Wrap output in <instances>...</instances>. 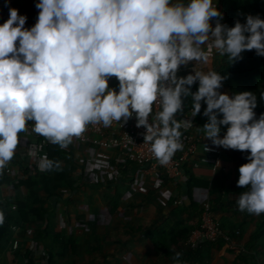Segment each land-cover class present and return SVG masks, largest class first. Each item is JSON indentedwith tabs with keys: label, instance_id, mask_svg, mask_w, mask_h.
<instances>
[{
	"label": "clouds",
	"instance_id": "obj_1",
	"mask_svg": "<svg viewBox=\"0 0 264 264\" xmlns=\"http://www.w3.org/2000/svg\"><path fill=\"white\" fill-rule=\"evenodd\" d=\"M217 0H37L36 23L9 8L0 24V175L15 155L28 121L51 143L67 147L89 124L126 122L135 113L144 141L161 163L183 148L181 123L191 95L195 115L206 104L202 127L213 145L247 151L239 166L240 211L264 213V113L257 118L252 91L221 93L225 76L196 71L178 76L181 65L206 63L213 49L241 59L245 50L264 56V19L248 15L233 27ZM211 41V43H209ZM207 45L208 50H204ZM119 90L109 87V77ZM198 81V90L191 86ZM159 101L155 121L149 116ZM226 126L223 136L222 128ZM219 164V162H218ZM42 167L59 168L45 159ZM5 213L0 210V225ZM182 253L173 259L181 264Z\"/></svg>",
	"mask_w": 264,
	"mask_h": 264
},
{
	"label": "trees",
	"instance_id": "obj_2",
	"mask_svg": "<svg viewBox=\"0 0 264 264\" xmlns=\"http://www.w3.org/2000/svg\"><path fill=\"white\" fill-rule=\"evenodd\" d=\"M21 1L27 9L34 7V3L30 0ZM223 5L224 24L229 27H233L236 21L245 22L246 17L250 14L264 18V0H232L231 4L223 0ZM241 56V59L232 61L228 55H222L219 63L213 65L211 71L214 70L226 77L222 88H225L230 96L242 91H252L258 99V107L254 109L258 118L261 113H264V56L257 55L255 49L245 50ZM260 83V88L256 90L255 87ZM191 89L198 90V81L191 86ZM184 105L194 109V101L191 95L185 98ZM201 105V110L204 111L206 106L203 107V101H201ZM230 152L231 158L237 166L248 162L245 158L248 154L247 151L241 152L231 149ZM178 154L179 152L174 155ZM47 159L59 162V164L60 161L71 163H67L66 167H62L60 164L59 168L44 169L43 172H39L34 165L21 163L20 166L24 168L25 177L19 179L14 184V188L20 185L24 186L25 195H22L21 199L13 200L16 207L15 214L7 209L6 205L0 204V210L5 213V221L0 225V245L2 241L8 242L9 226L12 223L18 225L20 235H27L28 229L31 228L32 232L29 234L33 239L39 241L45 238L49 234L48 224L42 230L36 228L38 220L47 213V209L44 207L45 199L40 196L39 192H44L46 197H60L64 190H71L76 187V178L72 174L75 166L72 164L74 159L70 144L67 147H60L58 144L50 142L47 146ZM124 164H131V162L126 161ZM158 174L163 182L170 181L163 172ZM192 179L189 175L187 192L185 197H182L180 205L174 203L180 197V189L176 186L177 194L170 197L168 201L170 208L167 216L160 219V223L152 229L148 236L154 246L155 253L168 256L171 259V264H176L173 257L177 252L182 253L179 258L181 264H208L212 246L225 245V241L222 239L216 242L205 241L195 246L187 244L191 232L200 227L204 212L203 206L196 205L191 198L192 185L190 182ZM3 180L6 179L0 175V182ZM86 181L89 182L88 179ZM246 190L239 186L237 190L232 191L231 197L226 199H224L222 192L214 193L212 196V191H210L208 210L213 222L223 234L240 247L238 251L229 246L227 249L241 253L239 256L245 263L264 264V213L256 215L239 210L238 198ZM106 198L109 213L112 214L119 202V197L114 194ZM184 214H189V221L184 218ZM245 231L248 233L243 241L240 235ZM51 236L52 244L57 246L59 251H47V259L44 264H54L55 257H75L78 254V245L72 236L65 237L63 233L59 232H54ZM24 257L28 258V255L25 254ZM26 260V264H32L30 259ZM73 260V264H76L75 259Z\"/></svg>",
	"mask_w": 264,
	"mask_h": 264
},
{
	"label": "crops",
	"instance_id": "obj_3",
	"mask_svg": "<svg viewBox=\"0 0 264 264\" xmlns=\"http://www.w3.org/2000/svg\"><path fill=\"white\" fill-rule=\"evenodd\" d=\"M30 1L34 3V7L27 9L22 4L21 0H0V24H2L9 18V8H16L19 10V14L25 15L27 17L25 27L31 28L36 23L38 12L40 10L35 7L37 0ZM216 7L222 12L220 0H217ZM214 26L215 25H213V27ZM204 50H208L207 45L204 46ZM206 65L207 62L201 63L193 60L190 61L187 65H181L178 72L182 76H186L190 73L194 74V69L196 71L207 72L209 68H205ZM109 87L114 88L117 91L119 90V83L116 81L115 76L109 77ZM191 91L195 92V90L192 89ZM223 93H227V90L225 89ZM203 104V107H205L206 104L204 102ZM206 122L197 121L194 127L191 129V132L192 134L202 136V140L204 143L213 144L210 138L205 137L206 133L202 128ZM19 135L20 138L15 155L9 162V165L14 171H17L20 168L21 163L27 160L26 146L28 142L31 141L32 138L40 136L41 134H38L34 131L33 125L31 128L26 127V130L22 131ZM70 145L72 147L74 159V162L72 164H74L75 169L77 168L80 170V173H76L75 170L72 173L76 178L77 184L76 187L71 190H64L63 194L60 197H46L44 192H39L40 196L45 199L44 205L47 202H50L52 204V208L49 210L47 209L48 218L51 219V216L55 215L54 213L58 209L60 210V212H62L67 205L70 206L71 211L74 210V213L70 214L77 218V216L83 212L81 211V209H84V207H79L81 202L78 203L77 200L80 201L83 193H92L94 192V189H98L99 187L100 190H106L104 198L107 212L110 216L116 215L118 209L120 210L121 205H124L126 207L130 206L132 208H139L141 210H145L144 219L147 221H149L148 219L151 220L149 226L153 225L152 229H154L158 225L157 222L160 221L161 218L167 216L170 208L168 205V201L170 197L177 194L176 186H174L170 181L165 183L161 180V177L158 173L144 172L132 163H122L120 160V154L115 148H100L88 143L78 142L76 138L73 139ZM221 149L222 158L224 160H232L230 154L231 149H225L223 147H221ZM195 161L196 160L193 156L188 158L186 163V172L187 183L189 175H191V177L193 178L190 182V184L192 185L191 198L193 202L196 203V205L199 204L203 206L204 203H208V200L210 199V191H212V196L214 193L222 192V194L224 195V199H226L231 197L232 191L239 188L237 181L239 178L238 169L240 165L237 166L236 174L234 177H232L229 175L225 176L220 170H218L217 172L212 171L211 165H209L208 163L200 162L198 163V165H195ZM67 163L71 162L60 161L62 167H66ZM103 177H106L107 179H103ZM87 179L89 182L86 181ZM114 194L118 195L119 202L115 208L114 213L110 214L106 197L113 196ZM22 195H25L24 186L20 185L17 188H14L13 186V188H11L6 184L5 180L0 182V204L6 205L7 209H9L14 214L15 210H11V205H14L13 200L21 199ZM73 197L75 198L76 203L75 205H70ZM90 197V199L94 198L92 195ZM189 214L183 215L187 221H189ZM47 224L48 227L51 226L50 223ZM143 229L142 227H138L137 232L148 238L147 231L151 232L152 229ZM54 232L63 233L61 231ZM47 236L49 235H46V237ZM64 236L73 237L72 234ZM73 239L75 240L74 237ZM3 242L4 241H2L1 243L3 244ZM90 248L94 250V246H90ZM75 256H79V245L78 254ZM73 261L74 260H71L70 264H73ZM54 262V264L57 263V261Z\"/></svg>",
	"mask_w": 264,
	"mask_h": 264
},
{
	"label": "built area",
	"instance_id": "obj_4",
	"mask_svg": "<svg viewBox=\"0 0 264 264\" xmlns=\"http://www.w3.org/2000/svg\"><path fill=\"white\" fill-rule=\"evenodd\" d=\"M212 70V66L209 67L208 71ZM178 76H182L179 72ZM116 78V77H115ZM116 81L119 83L118 79ZM225 89L220 88L221 93ZM161 110L159 101L154 103L153 111L149 116V122L155 121L156 114ZM203 110L195 115L193 108H187L183 106V111L176 114V120L181 123L182 132L181 143L183 148L178 150V155L173 157L167 163H161L160 160L155 156L151 149L150 142L144 141V135L146 129L143 126L137 127V121L135 113L126 122L113 121L108 127H105L102 123L100 124H89L86 131L79 137H76L78 142L88 143L100 148L109 149L115 148L120 154V160L122 163L130 161L144 172L160 173L163 172L174 186H178L180 189L181 197L186 195L187 192V172L186 163L189 157H194L195 165L200 162L208 163L211 165L212 171L217 172L218 170L226 176L234 177L237 170V165L232 160H224L221 156V146L204 143L202 136L192 134L191 129L194 127L197 121L206 122V116L203 115ZM34 121H28L27 128H31ZM50 141L43 135L34 137L28 142L26 146V158L24 165H34L39 172H43L44 168L42 164L47 159V146ZM219 162V164H218ZM76 173H80L79 169H75ZM6 184L13 188L14 184L19 179L25 177L24 168L20 166L17 171H14L9 165V162L5 166L3 171ZM181 197L175 200V204L180 205L182 200ZM44 207L51 209L52 204L47 202ZM11 210H15V205H11ZM204 212L202 214V221L199 228L194 229L188 240L189 245H198L202 242H216L219 239L225 241V246L238 251L240 247L232 241L228 236L224 235L221 229L213 222L210 213L208 203L203 204ZM48 223V212L45 213L37 222L36 228L42 230ZM8 242L10 248L13 251H18L20 245L19 228L16 224L12 223L9 226ZM36 239L32 241L31 246L36 249H42L40 245H37ZM28 251V250H27ZM29 253L34 255V250L29 248L27 252L28 258ZM46 254V252H44ZM47 255V254H46Z\"/></svg>",
	"mask_w": 264,
	"mask_h": 264
},
{
	"label": "rangeland",
	"instance_id": "obj_5",
	"mask_svg": "<svg viewBox=\"0 0 264 264\" xmlns=\"http://www.w3.org/2000/svg\"><path fill=\"white\" fill-rule=\"evenodd\" d=\"M231 1L225 0L228 4H231ZM220 2L222 18L219 19L224 24L223 0H220ZM250 15L255 16L256 14ZM216 20L217 18L212 19V25H215ZM221 56L219 51L217 54V51L213 49L205 68L219 63ZM260 85L261 83L257 84L255 89L258 90ZM221 128V135H223L226 126ZM99 188L94 189L92 193H83L80 201L76 199L78 203L81 202L79 207H84V209H81L83 212H79L77 218L70 214L74 213V210L71 211L68 205L62 212L58 209L55 211V215L51 216V219L48 218V223L51 225L48 227L49 236L36 241L42 249H38L37 246L35 249L31 246L32 241H34L29 234L32 232L31 228L28 229L27 235L19 234L20 245L18 251H13L7 241L1 243L0 264H26V259H30L32 264H44L47 259L44 252L59 251V248L53 245L51 241V234L54 231H61L64 235L72 234L77 245H79V256L55 257L56 264H70L73 259L77 261V264H171V259L168 256L156 254L151 241L137 232L138 227L144 228L143 230H149L153 227V225L149 226L150 219H148L149 221L144 219L145 210L121 205L117 214L110 216L104 198L106 190H100ZM91 195L94 198L90 199ZM71 201L70 205H75L74 197ZM157 223H160V221ZM247 233L248 231L242 232V235H240L242 239H246ZM150 234L151 232L147 231V235ZM90 246H94V250ZM29 248L34 250V255L29 253V258H25L24 256ZM240 254L227 249L226 246L215 245L212 246L208 264H249L241 259Z\"/></svg>",
	"mask_w": 264,
	"mask_h": 264
}]
</instances>
